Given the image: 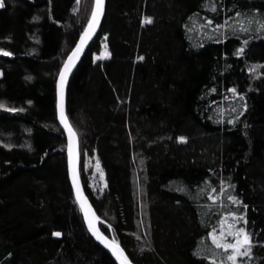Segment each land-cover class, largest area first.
Returning a JSON list of instances; mask_svg holds the SVG:
<instances>
[{
  "label": "trees",
  "instance_id": "trees-1",
  "mask_svg": "<svg viewBox=\"0 0 264 264\" xmlns=\"http://www.w3.org/2000/svg\"><path fill=\"white\" fill-rule=\"evenodd\" d=\"M93 2L0 7L13 53H0V264H116L84 225L56 120V78ZM206 3L105 0L67 86L85 194L133 264H214L209 233L227 211L252 234L242 264H264V0Z\"/></svg>",
  "mask_w": 264,
  "mask_h": 264
},
{
  "label": "snow or ice",
  "instance_id": "snow-or-ice-1",
  "mask_svg": "<svg viewBox=\"0 0 264 264\" xmlns=\"http://www.w3.org/2000/svg\"><path fill=\"white\" fill-rule=\"evenodd\" d=\"M77 3H79V0H77ZM4 6V0H0V7ZM206 7H212L213 11H215V7L212 3V0H209V3H206ZM103 8H104V0H95V7L91 13V18L88 21L87 27H85L84 31L80 35V41L77 43L76 47L72 50V52L68 55L67 60L65 61L63 67L60 71V77H59V117L61 122L64 124L65 128L68 130V137H69V143H68V156H69V168L72 175L73 184L76 185V193L77 198L80 202L81 208L84 210L85 218L88 220L89 228L93 231V233L96 235V238L98 240H101L108 248L111 249L112 253L115 255L116 259L120 262V264H132L131 260L128 258L127 254L125 253L124 249L120 246L119 242L115 240V238L109 240L107 236H105L102 232L99 231L98 228L95 227L93 224V219L91 217H95V213H91L90 217V205L86 206V197H83V194L80 191L78 182H77V171H76V133L73 129L72 125L69 123L65 112H64V94H63V88L64 84L67 78V75L71 72L72 68L75 65V61L79 58L80 53L83 51L84 46L87 44L88 40L92 38V34L95 32L96 26L99 24L100 16L103 14ZM240 13H237V16H239ZM33 19H39V17H33ZM145 20L148 22H151L152 17L148 16L145 17ZM250 23L251 18H250ZM209 23H212L210 20ZM259 27L257 28V31H264V20L257 21ZM227 26V25H225ZM219 27V25H217ZM240 30L242 32H248L250 31L249 28L244 27L241 25ZM248 44V40L244 41V45ZM0 53L11 56L13 53L11 51H8L4 48H0ZM244 53V47H240L236 51V55H242ZM138 59H143V57H138ZM250 71H254V69H250ZM231 91L233 93H236V88H232ZM0 107H4L3 104H0ZM10 111H16L15 108L9 109ZM180 140H185L186 138L184 136L179 137ZM9 147L11 145H8ZM103 173H101V176ZM216 190L213 189V192ZM210 199H212L214 202L219 199V197L215 195H211L209 193ZM228 199L230 201H233L237 205L243 204V202L236 196H229ZM244 209H247V205H243ZM230 217L231 219H227ZM95 219H99L98 217H95ZM241 221L244 222V224H247V217L243 211L237 212V211H227L225 213V217L221 219V230L219 233H217L216 229H213L209 235L212 239L213 244L216 246L217 249H223L222 258L216 259L215 257H209V259H212L214 261V264H242L241 257H251L253 255V238L252 234L247 230L244 226L237 225L241 224ZM54 236H61L62 233L59 231L53 232ZM232 237L231 240H229L227 237ZM200 255V253H197Z\"/></svg>",
  "mask_w": 264,
  "mask_h": 264
},
{
  "label": "water",
  "instance_id": "water-1",
  "mask_svg": "<svg viewBox=\"0 0 264 264\" xmlns=\"http://www.w3.org/2000/svg\"><path fill=\"white\" fill-rule=\"evenodd\" d=\"M94 7H95V0L93 2V7H92V10H91V13H92ZM91 13H90V16H89V18H88V20H87L84 28L81 31V33L84 31L85 27H87L88 21L91 18ZM104 15H105V0H104L103 14L100 16L99 24L96 26L95 32L92 34V38L90 40H88L87 44L83 48V51L80 53L79 58L75 61L74 67L72 68L71 72L67 75V78H66V81H65V84H64V88H63V94H64V112H65V107H66V90H67V86H68V83L70 81V78H71L74 70L76 69L78 63L80 62V60L82 59V57L84 56V54L86 53V51L88 50V48L90 47V45L92 44V42L94 41V39L96 38V36L98 35V33H99L100 29H101V26H102V22H103V19H104ZM81 33L79 34V36H78V38H77L74 46L70 50V52L66 55V57H65L62 65L60 67L58 76L56 78V85H55V93H56V120H57V123H58L60 129L62 130V132L65 135V140H66L65 159H66L67 177H68V181H69V184L71 186V189H72V193H73L74 200H75V202H76V204L78 206L79 212H80L81 217H82L83 222H84V225H85L88 233L90 234V236L93 238V240L112 257V259L115 261L116 264H120V262L116 259L115 255L112 253L111 249L108 248L101 240H98L96 238V235L89 228L88 220L85 218L84 210L81 208L80 202H79V200L77 198L76 185L73 184L72 175H71L70 168H69V156H68L69 137H68V130L65 128L64 124L61 122L60 117H59V99H60V96H59V87H58V84H59L60 71H61V68L63 67L65 61L67 60L68 55L72 52V50L76 47L77 43L80 41V35H81ZM65 115H66V112H65ZM76 143H77V147H76V154H77V159H76L77 182H78L80 191L83 194V197H86L87 198V196L85 194V191H84V188H83V185H82L81 180H80V176H79L80 157H79V145H78V137H77V135H76ZM88 205H90L91 213H93V212L95 213V211H94V209H93V207H92L89 199L87 198L86 199V206H88ZM95 217H97L96 213H95ZM99 222H100L99 219H95V222L93 221V224L95 225L96 228L99 229L100 232H102L101 229L99 228ZM109 240H111V239L109 238Z\"/></svg>",
  "mask_w": 264,
  "mask_h": 264
},
{
  "label": "rangeland",
  "instance_id": "rangeland-1",
  "mask_svg": "<svg viewBox=\"0 0 264 264\" xmlns=\"http://www.w3.org/2000/svg\"><path fill=\"white\" fill-rule=\"evenodd\" d=\"M106 55V52L105 51H103V53L101 54V57H103V56H105ZM258 76H259V74H258ZM99 176H101L100 174L98 175V178H99ZM227 219H231V218H227ZM238 227V226H237ZM216 230H217V233H219V231L221 230V223L219 222L218 223V225H217V228H216ZM229 240H231L232 239V237H227Z\"/></svg>",
  "mask_w": 264,
  "mask_h": 264
},
{
  "label": "bare ground",
  "instance_id": "bare-ground-1",
  "mask_svg": "<svg viewBox=\"0 0 264 264\" xmlns=\"http://www.w3.org/2000/svg\"><path fill=\"white\" fill-rule=\"evenodd\" d=\"M90 216H91V210H90ZM93 219V221L95 222V217H91Z\"/></svg>",
  "mask_w": 264,
  "mask_h": 264
}]
</instances>
